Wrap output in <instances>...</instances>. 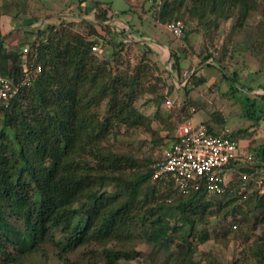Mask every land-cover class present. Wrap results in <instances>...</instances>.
Instances as JSON below:
<instances>
[{"label": "rangeland", "instance_id": "obj_1", "mask_svg": "<svg viewBox=\"0 0 264 264\" xmlns=\"http://www.w3.org/2000/svg\"><path fill=\"white\" fill-rule=\"evenodd\" d=\"M100 1L107 3L119 19L131 16L132 26L145 36H136V43L132 45L110 42L106 50L92 51L97 60H111L113 73L128 77L124 85H118L120 92L114 102L131 103L142 117L136 126L111 117L106 105L108 97L91 107L97 119L109 121L98 146L123 154L118 160L101 158L93 162L91 172H114L130 177L161 158L182 120L200 111L209 115L217 129L228 127L234 134L239 157L229 177L226 176L231 182L229 194L203 197L209 205L203 209L201 203L188 215L194 221V233L189 237L190 247H181L192 264H264V258L256 253L258 245L264 248V222L255 221L253 210L248 209L243 198L245 193L242 194L245 190L264 195V159L260 152L264 146V132L260 128L264 116L258 117L259 111L249 105L254 102L257 107L264 102L260 98L264 87V0L248 12L241 25L236 24V13L221 19L192 18L188 15L191 0H175L173 12L164 19L160 17L162 6L172 0ZM78 4L79 0H0V27L6 47L35 39V31L28 29L48 22L85 34L88 25L82 19L92 16ZM32 16L37 19L29 27L23 26L22 20ZM173 18L183 21L186 36L177 39L166 30L165 23ZM113 50L118 53L111 57ZM216 58L219 61H215ZM221 66L229 77L236 73L238 83L223 78ZM135 75L131 87L128 81ZM199 77H203L201 82L197 81ZM203 122L208 125V121ZM115 190L110 183L100 188L107 195ZM174 196L168 194L167 188L154 186L150 180L148 185L142 186L132 210L143 213L145 205H164V201ZM169 213L162 215L170 224L189 227L188 220L179 217L174 208ZM178 227L170 233L167 245L147 241L146 233L138 226L125 241L91 240L67 251L61 250L54 241L46 240L6 264H109L103 256L105 248L136 252L132 257H121L110 264H172L166 259L169 253L180 249L182 239ZM54 235L55 240L62 237L58 232Z\"/></svg>", "mask_w": 264, "mask_h": 264}, {"label": "trees", "instance_id": "obj_2", "mask_svg": "<svg viewBox=\"0 0 264 264\" xmlns=\"http://www.w3.org/2000/svg\"><path fill=\"white\" fill-rule=\"evenodd\" d=\"M259 2L191 0L188 15L203 21L208 16L221 19L236 13V24L241 25ZM174 4L175 0L164 3L160 12L162 19L173 12ZM78 5L92 16L91 19H82L88 25L85 34L48 22L28 29L35 31V39L7 48L0 27V73L19 78L23 46L28 48L25 54L27 64H42L43 68L36 78L0 106V264L14 261L46 240L54 241L63 251L73 250L91 240L113 238L125 241L138 226L146 233L147 241L167 245L170 233L178 226L170 224L162 213H169L172 208L179 217L188 220L189 227H178L182 239L180 249L169 253L166 261L192 264L181 245L189 248V237L194 233V221L188 215L193 214L201 203L203 209L209 205L203 201L206 193L202 186L184 195L172 183L163 185L153 180L155 160L130 177L114 172H91V164L101 158L113 161L123 157L121 153L98 146L100 137L107 132L109 121L107 118L97 119L91 107L108 97L106 105L111 117L121 119L129 126H136L142 115L131 103L114 102L120 92L118 85H124L128 77L113 73L111 60H97L91 50L96 39L101 41L103 51L110 42L126 46L136 41L124 42L123 31L115 30L109 24L120 16L107 3L79 0ZM36 19L34 16L25 18L22 24L29 27ZM126 21L132 33L145 37L132 26L131 19ZM187 33L183 28L179 38ZM117 53L118 50H113L111 57ZM220 71L223 78L238 83L236 73L229 77L224 66ZM134 77L136 75L128 81L131 87L135 83ZM202 79L199 77L197 81ZM260 98L264 100V87ZM249 105L259 111L258 117L264 116V102L257 107L254 102ZM207 127L210 132H218L209 125ZM260 152L264 159V146ZM235 162H230L227 167H233ZM150 180L154 186L167 188L168 194L175 195L174 198L164 201V205H145L143 213L133 211L142 186L148 185ZM104 183L116 187L112 195L100 191ZM228 189L217 195L229 194ZM242 194L248 209L253 210L255 221L264 222V195L245 190ZM75 203L80 204L79 207H74ZM163 208L165 212L161 213ZM55 232L61 234V239L55 240ZM262 247L258 245L256 253L264 258ZM135 254L131 249L103 250L109 264Z\"/></svg>", "mask_w": 264, "mask_h": 264}, {"label": "built area", "instance_id": "obj_3", "mask_svg": "<svg viewBox=\"0 0 264 264\" xmlns=\"http://www.w3.org/2000/svg\"><path fill=\"white\" fill-rule=\"evenodd\" d=\"M109 24L115 30L123 31L124 42L136 41L135 37L139 36L132 33L130 26L122 19L115 18ZM165 28L172 36L179 38L183 34L184 23L181 19H173L165 23ZM101 48L99 39L92 42L93 52ZM27 51L28 48L23 46L19 78L0 73V106L6 104L42 70L41 64H27ZM231 134L227 128L213 133L202 122L196 123L191 118L182 120L173 140L163 150L161 158L153 164L152 179L163 185L172 183L184 195L201 186L206 195L225 193L229 188L226 172L231 170L227 166L239 157L238 143ZM241 177L245 178V175Z\"/></svg>", "mask_w": 264, "mask_h": 264}, {"label": "crops", "instance_id": "obj_4", "mask_svg": "<svg viewBox=\"0 0 264 264\" xmlns=\"http://www.w3.org/2000/svg\"><path fill=\"white\" fill-rule=\"evenodd\" d=\"M120 19L126 21V20H130V19H132V17L130 16L129 19H125V18H122V17H121ZM191 119H192V121H194V122H196V123H198V122H203V121H208V122H207L208 125L211 126L214 130H216V131H218V132H219L220 130L224 129V128H228V127H224V128H222V129H217V127H216V123H215L213 120L210 119L209 115L203 114V113H201V111L198 112V113H194V114L192 115ZM261 120H262V119H261ZM263 121H264V117H263ZM260 128L263 129V132H264V122H263V124H261ZM258 129H259V128H258ZM232 169H233V167H231V170H228V171L226 172V176H227V177H229V174H231Z\"/></svg>", "mask_w": 264, "mask_h": 264}]
</instances>
